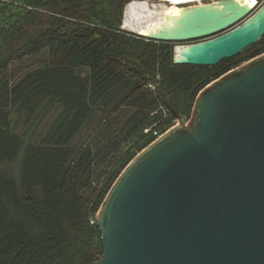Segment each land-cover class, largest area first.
I'll return each instance as SVG.
<instances>
[{"label":"trees","instance_id":"obj_1","mask_svg":"<svg viewBox=\"0 0 264 264\" xmlns=\"http://www.w3.org/2000/svg\"><path fill=\"white\" fill-rule=\"evenodd\" d=\"M133 0H0V264H93L97 213L127 165L200 91L264 53L212 66L122 29Z\"/></svg>","mask_w":264,"mask_h":264},{"label":"water","instance_id":"obj_2","mask_svg":"<svg viewBox=\"0 0 264 264\" xmlns=\"http://www.w3.org/2000/svg\"><path fill=\"white\" fill-rule=\"evenodd\" d=\"M181 1L154 30L133 31L192 41L175 64L216 65L264 35V5ZM96 218L104 252L93 264H264V53L202 89L191 118L127 165Z\"/></svg>","mask_w":264,"mask_h":264},{"label":"bare ground","instance_id":"obj_3","mask_svg":"<svg viewBox=\"0 0 264 264\" xmlns=\"http://www.w3.org/2000/svg\"><path fill=\"white\" fill-rule=\"evenodd\" d=\"M160 1V0H159ZM172 5L185 3L181 0H162ZM242 3L251 2L256 5L257 0H240ZM147 2V1H145ZM140 2V0L130 3L125 12L123 28L130 29L136 33H148L158 27L163 21L166 14H178L181 9L162 10L160 6L150 2ZM202 2V1H201ZM200 2V3H201ZM181 47V46H179Z\"/></svg>","mask_w":264,"mask_h":264},{"label":"rangeland","instance_id":"obj_4","mask_svg":"<svg viewBox=\"0 0 264 264\" xmlns=\"http://www.w3.org/2000/svg\"><path fill=\"white\" fill-rule=\"evenodd\" d=\"M135 1H138V0H133V1L129 2V3L125 6V9H124V16H125V12H126V8H127V6H128L130 3L135 2ZM145 1L160 6V8H161L162 10H167V9H176V10H177V9H181V5L185 4V3H182V4L180 3V4H178V5H172V4H170V3L163 2L162 0H160V1H159V0H140V2H145ZM201 1H203V0H196V2H192V3H197V2H201ZM214 1H215V0H214ZM147 2H145V3H147ZM186 3H189V2H186ZM203 3H204V1H203ZM263 5H264V0H259L258 3H256V5H255L254 12H256L257 10H259ZM240 24H241V23H238V24H236L235 26L240 25ZM122 26H124V17H123V23H122ZM235 26H234V27H235ZM234 27H233V28H234ZM122 29L130 31V29H126V28H123V27H122ZM134 32H135V31H134ZM190 43H192V41L178 42V44L175 45V48L178 47V46H182V45H186V44H190ZM188 120H189V119H186L185 117H179V118H177V119L175 120V123H174V124L179 123V122H181V121H183L184 123H186Z\"/></svg>","mask_w":264,"mask_h":264}]
</instances>
